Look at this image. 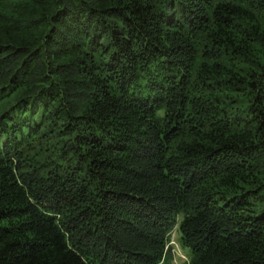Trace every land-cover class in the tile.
Instances as JSON below:
<instances>
[{"label":"trees","instance_id":"trees-1","mask_svg":"<svg viewBox=\"0 0 264 264\" xmlns=\"http://www.w3.org/2000/svg\"><path fill=\"white\" fill-rule=\"evenodd\" d=\"M175 224L264 264V0H0V264H172Z\"/></svg>","mask_w":264,"mask_h":264},{"label":"rangeland","instance_id":"rangeland-1","mask_svg":"<svg viewBox=\"0 0 264 264\" xmlns=\"http://www.w3.org/2000/svg\"><path fill=\"white\" fill-rule=\"evenodd\" d=\"M177 222V221H176ZM175 222V223H176ZM169 240H166V251L172 252L173 260L172 264H184L188 261L191 256V251L187 248L181 247V233L178 229V225H173L170 231ZM92 257V256H91ZM93 262L97 263L96 260L92 257Z\"/></svg>","mask_w":264,"mask_h":264}]
</instances>
